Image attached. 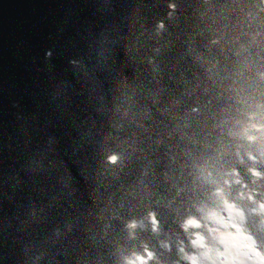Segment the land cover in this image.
I'll return each instance as SVG.
<instances>
[{
  "label": "clouds",
  "instance_id": "9594fccd",
  "mask_svg": "<svg viewBox=\"0 0 264 264\" xmlns=\"http://www.w3.org/2000/svg\"><path fill=\"white\" fill-rule=\"evenodd\" d=\"M231 2L198 0L203 26L181 33V0H145L151 16L69 60L83 106L69 100L67 142L30 167L48 181L33 222L60 218L23 264H264V0ZM210 87L223 105H187Z\"/></svg>",
  "mask_w": 264,
  "mask_h": 264
},
{
  "label": "water",
  "instance_id": "95a60500",
  "mask_svg": "<svg viewBox=\"0 0 264 264\" xmlns=\"http://www.w3.org/2000/svg\"><path fill=\"white\" fill-rule=\"evenodd\" d=\"M218 3L229 13L235 10L231 0ZM181 4L180 32L197 31L198 23L203 26L198 0H181ZM151 14L145 0H0V264H23L24 245L60 218L53 211L47 225L33 222L31 201L36 206L45 202L48 181L33 174L30 167L37 160L47 163L51 159L46 153L49 137L62 138L61 148L67 142L71 128L64 109L69 100L76 111L83 106L75 91L65 94L61 83L75 84L77 69L69 60L87 55L88 44L102 29L116 35ZM206 39L207 35L198 42ZM49 49L53 56L46 60ZM216 55L222 64L231 66L225 53L217 49ZM169 83L173 93H178L180 85ZM218 91L210 87L207 93L187 100V105L211 99L204 110L207 115L224 104V99H216ZM93 152L94 142L80 158L83 167H88ZM81 188V204L87 206L88 189L83 182Z\"/></svg>",
  "mask_w": 264,
  "mask_h": 264
}]
</instances>
